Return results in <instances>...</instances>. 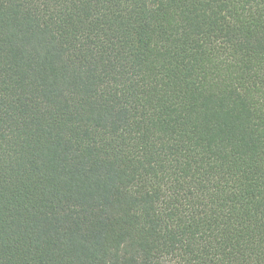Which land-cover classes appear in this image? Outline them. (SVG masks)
<instances>
[{"label": "trees", "instance_id": "obj_1", "mask_svg": "<svg viewBox=\"0 0 264 264\" xmlns=\"http://www.w3.org/2000/svg\"><path fill=\"white\" fill-rule=\"evenodd\" d=\"M0 264H264V0H0Z\"/></svg>", "mask_w": 264, "mask_h": 264}]
</instances>
